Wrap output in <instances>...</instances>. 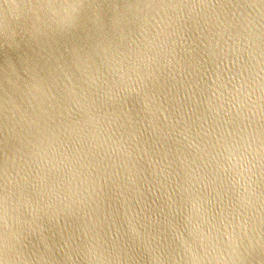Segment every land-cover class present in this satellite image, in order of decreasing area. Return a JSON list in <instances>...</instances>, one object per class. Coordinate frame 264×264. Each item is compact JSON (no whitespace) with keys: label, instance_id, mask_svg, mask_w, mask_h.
Listing matches in <instances>:
<instances>
[{"label":"water","instance_id":"1","mask_svg":"<svg viewBox=\"0 0 264 264\" xmlns=\"http://www.w3.org/2000/svg\"><path fill=\"white\" fill-rule=\"evenodd\" d=\"M0 264H264V0H0Z\"/></svg>","mask_w":264,"mask_h":264}]
</instances>
